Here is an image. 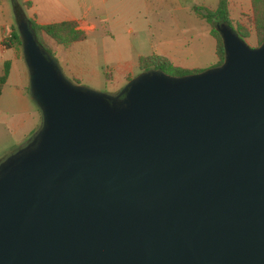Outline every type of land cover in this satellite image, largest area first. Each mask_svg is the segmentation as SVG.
Returning a JSON list of instances; mask_svg holds the SVG:
<instances>
[{"label": "water", "instance_id": "water-1", "mask_svg": "<svg viewBox=\"0 0 264 264\" xmlns=\"http://www.w3.org/2000/svg\"><path fill=\"white\" fill-rule=\"evenodd\" d=\"M16 29L40 123L0 160V264H264V39L106 94Z\"/></svg>", "mask_w": 264, "mask_h": 264}, {"label": "crops", "instance_id": "crops-1", "mask_svg": "<svg viewBox=\"0 0 264 264\" xmlns=\"http://www.w3.org/2000/svg\"><path fill=\"white\" fill-rule=\"evenodd\" d=\"M16 1L29 2L24 13L37 24L69 20L75 22L76 28L83 31L82 40L66 46L60 45L62 50H68L74 44L76 46L79 67L76 70V67L70 66L67 70L70 76H75L74 73L77 76L96 75V69L90 59L97 53L98 47L101 48L105 60L111 57L116 61L110 70L99 68L104 80L110 83L114 78L129 76L133 67L137 68V58L140 56L157 55L165 58L172 66L199 71L207 67L204 61L209 60L212 55L216 57L215 40L210 35L209 26L195 14L194 9L196 7L214 9L217 0ZM241 3L242 0H226L229 17L232 9L236 7L239 9L233 28L243 24L241 13H247L250 17V0H245L247 3L245 8H242ZM6 4L8 8H12L11 0H0V74L3 63L5 61L9 63L0 99L7 89L5 104L7 109H12L13 114L9 118L4 116L0 118L10 122L14 130L19 129L22 135L29 137L38 128L40 115L39 112L30 110V97L24 90V83L17 85L9 83L11 65L13 61L21 58V54L14 45L6 47L3 44V39L10 31V23L5 18ZM165 12L166 14L176 12V15L171 16L167 22L168 29H171L167 33L164 32ZM185 23L189 26L183 25ZM97 29L101 30L99 34H95ZM247 38L243 39L245 43ZM84 44L90 46L86 54L82 52ZM52 52L54 56V51ZM55 57L57 58L56 53ZM3 111L6 116L8 111L6 109ZM24 120L27 121L25 125Z\"/></svg>", "mask_w": 264, "mask_h": 264}, {"label": "trees", "instance_id": "trees-1", "mask_svg": "<svg viewBox=\"0 0 264 264\" xmlns=\"http://www.w3.org/2000/svg\"><path fill=\"white\" fill-rule=\"evenodd\" d=\"M28 6L29 2L27 1L18 2L15 0L12 5L14 19L15 22L22 20L27 24L28 30L33 35L36 45L44 55H48L52 58L50 49L43 40L44 36L50 39L53 43L62 46L69 45L84 38L83 31L77 29L75 22L73 21L65 20L49 24L35 23L34 20L26 17L24 13ZM250 9L251 13L248 23L250 24L252 36L255 39V45L257 46L264 39V0H250ZM194 12L209 26L210 35L215 40V53L217 60L214 65L220 64L224 57L221 45V29L228 28L241 39L247 38L249 36V32L242 25H237L235 28L232 27L228 16L226 0H217V4L214 9L196 7ZM6 41L7 42L3 43L6 47L20 44L17 29L14 27H12V29L10 28ZM8 68L9 63L5 61L3 63L2 73L0 74V92L1 87L5 82ZM137 69L139 72L157 70L173 76H182L199 71L196 69L189 70L172 66L165 58L153 54L138 57ZM129 78L130 76H125V80ZM73 80L78 82V80L75 78H73Z\"/></svg>", "mask_w": 264, "mask_h": 264}, {"label": "rangeland", "instance_id": "rangeland-1", "mask_svg": "<svg viewBox=\"0 0 264 264\" xmlns=\"http://www.w3.org/2000/svg\"><path fill=\"white\" fill-rule=\"evenodd\" d=\"M242 8H245L247 6V3H245V0H242ZM10 5V4H9ZM5 18L8 19L9 23H10V28L12 29V27H14L16 29V22L14 19V11H13V7L8 8L7 4H6V8H5ZM180 12H178L179 14ZM238 13H239V9L238 7L232 9V11L230 12V22L231 25L234 26L235 24V20H237L238 17ZM176 12L168 13L164 15V32L167 33L169 32L171 29H168V23L170 21V17L171 16H175ZM180 15H182L180 13ZM243 20V27L245 29H247V31L249 32V36L246 39V44L250 47H255V39L252 36V32L250 29V24L249 19L250 17L248 16L247 13H241L240 14ZM193 19V18H192ZM249 24V25H248ZM183 25H186V27H188V23H185ZM101 32L100 29H97L95 31V34H99ZM44 42L48 45L50 52L54 51V56L52 55L53 60L55 61L62 73V75L71 83L74 84H78L81 85L83 87H87L90 88L92 90L98 91V92H102V93H106V94H114L116 92H118L120 90V88L127 82V80H125V78H114L112 79L111 83L110 81H105L103 78V75H101L100 73V67L102 68V70L104 69H111V67L113 66V64L116 63L115 60H112L111 57H108L107 60L104 59L102 52H101V48L98 47V51L97 53L90 59L92 64L94 65V68L96 69V75H80L77 76L75 73L73 75L75 76H70L67 74V70L70 68V66L76 67V70L79 67V63L77 62V51H76V46L75 44L73 46H70V48H68V50H62V48L60 47V45H56L54 44L50 39H48L46 36L43 37ZM245 42V41H244ZM16 50L18 51V53L21 54V46L16 45ZM83 50L82 51L84 54H86L88 52V48L90 47L87 44H84L83 46ZM53 53V52H52ZM51 53V54H52ZM55 53L57 58L55 57ZM84 57V56H83ZM85 58V57H84ZM86 59V58H85ZM87 60V59H86ZM105 60V61H103ZM207 65L206 68L211 67L215 62H216V57L214 55H212L210 57L209 60L204 61ZM107 66V67H106ZM80 72V71H79ZM113 73V71L111 72ZM139 73L138 69L136 67H133L131 74L129 75L130 78L136 76ZM77 76V80L78 82H75L73 80V78H75ZM9 83L10 85H17L20 83H24V90H26L25 92H27L28 96H29V92H28V78H27V70H26V66L24 64L22 55L21 58L18 60L13 61L12 65H11V69H10V78H9ZM7 89L3 92L1 99H0V117H5V118H9L10 115L13 114L12 109H7V106L5 104V99L7 98ZM29 106H30V110L31 111H37L36 113H38V109L35 106V104L33 102H31V99L29 100ZM36 107V108H35ZM4 109H6L8 111V113L5 116V112L3 111ZM40 115V113H39ZM3 117V118H4ZM28 121V119H27ZM27 121L24 120V125L27 123ZM35 132V131H34ZM33 132V133H34ZM29 135L32 136V134ZM28 136H24L21 134V130L16 129L14 130L11 125L10 122H7L6 120L0 118V160L4 159L6 156H8L9 154H11L12 152L16 151L18 148H20L21 146H23L26 141L29 139Z\"/></svg>", "mask_w": 264, "mask_h": 264}, {"label": "built area", "instance_id": "built-area-1", "mask_svg": "<svg viewBox=\"0 0 264 264\" xmlns=\"http://www.w3.org/2000/svg\"><path fill=\"white\" fill-rule=\"evenodd\" d=\"M8 35H9V33H8ZM8 35L3 39V43L6 42Z\"/></svg>", "mask_w": 264, "mask_h": 264}]
</instances>
